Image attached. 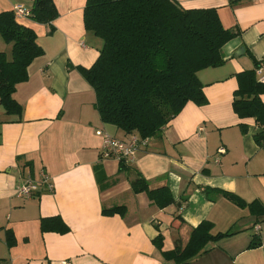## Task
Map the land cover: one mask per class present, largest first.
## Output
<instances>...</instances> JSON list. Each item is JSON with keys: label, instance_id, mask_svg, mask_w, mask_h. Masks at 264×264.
<instances>
[{"label": "crops", "instance_id": "0c3cea01", "mask_svg": "<svg viewBox=\"0 0 264 264\" xmlns=\"http://www.w3.org/2000/svg\"><path fill=\"white\" fill-rule=\"evenodd\" d=\"M85 1L53 0L51 24L16 19L35 33L43 53L13 94L21 115H6L0 106V264H173L162 252L184 247L202 221L212 224V235H234L207 244L187 264H264V143L254 140V120L238 118L232 107L238 75L264 61V0H174L185 10L215 9L235 36L221 49V66L197 73L206 104L186 103L122 166L100 158L103 134L139 137L102 123L94 90L79 72L91 68L102 47L84 28ZM31 4L0 0V13L16 6L29 11ZM10 50L0 37V52ZM41 172L52 191L15 196L20 183ZM138 177L149 189L169 188L173 203L159 209L145 192L133 193ZM222 192L257 203L255 212ZM113 207H124L123 214H103ZM51 217L67 232H41V219Z\"/></svg>", "mask_w": 264, "mask_h": 264}, {"label": "trees", "instance_id": "16d2710c", "mask_svg": "<svg viewBox=\"0 0 264 264\" xmlns=\"http://www.w3.org/2000/svg\"><path fill=\"white\" fill-rule=\"evenodd\" d=\"M29 12V18L39 24H51L57 17L53 0H32ZM83 24L102 41L91 68H79L94 90L102 123L141 139L157 135L186 103L206 104L197 73L221 66V49L235 36L222 27L215 9L185 10L174 0H86ZM0 37L11 45L9 55L0 52V106L6 115L19 116L22 109L13 94L16 86L28 79L27 67L43 52L35 33L18 24L11 11L0 13ZM261 64L255 61V69ZM255 69L238 75L232 107L238 118L254 120L259 127L254 140L263 146L264 104L260 95L264 94V83L257 82ZM124 161H119L121 166ZM131 189L135 194L145 192L159 209L173 203L169 188L149 189L142 177L131 182ZM222 196L255 212L257 203L247 205L229 193L222 192ZM123 211L124 207H113L104 209L103 214ZM212 228L210 222L202 221L191 230L184 247L162 252L163 258L187 264L207 244L234 235H212ZM40 230L63 234L67 226L58 217H51L41 219ZM253 242L251 248L256 247ZM155 243L161 249V239Z\"/></svg>", "mask_w": 264, "mask_h": 264}, {"label": "built area", "instance_id": "2783aa9c", "mask_svg": "<svg viewBox=\"0 0 264 264\" xmlns=\"http://www.w3.org/2000/svg\"><path fill=\"white\" fill-rule=\"evenodd\" d=\"M12 13L16 19L29 18L30 12L25 10L22 7L16 6L13 8ZM255 75L257 81L264 83V63L260 65L259 68L255 69ZM202 131V128H200ZM147 139H140L134 136H131L127 141H121L115 139L107 134L102 136V147L100 152L101 159L115 158L117 160H128L132 159L135 151L137 150L138 145H146ZM225 149L223 147L217 150L218 155H223ZM218 163V159L216 160ZM41 187H44L47 191H52L53 186L49 180V177L45 173H40L37 180L28 178L20 183L15 190V196L23 199L33 198L40 190ZM255 231L259 230L258 226H255ZM264 249V244L261 245ZM60 264H70L68 261H63Z\"/></svg>", "mask_w": 264, "mask_h": 264}]
</instances>
